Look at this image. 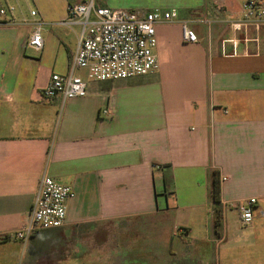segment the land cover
Listing matches in <instances>:
<instances>
[{
  "label": "crops",
  "instance_id": "0c3cea01",
  "mask_svg": "<svg viewBox=\"0 0 264 264\" xmlns=\"http://www.w3.org/2000/svg\"><path fill=\"white\" fill-rule=\"evenodd\" d=\"M83 1H24L17 17L37 13L39 53L27 47L33 24L0 26V247L14 261L23 251L25 264H216L220 251L224 264L231 251L233 264H264V28L258 44L233 34L227 22L238 20L236 0L136 10L178 15L156 26L155 74L89 83L84 98L45 100L81 34L79 25H63L66 7ZM182 21L191 22L196 44L182 41ZM105 108L112 116L99 118ZM43 175L74 192L65 224L26 244L6 241L27 222ZM248 199L256 200L253 223L243 228L230 206Z\"/></svg>",
  "mask_w": 264,
  "mask_h": 264
},
{
  "label": "built area",
  "instance_id": "2783aa9c",
  "mask_svg": "<svg viewBox=\"0 0 264 264\" xmlns=\"http://www.w3.org/2000/svg\"><path fill=\"white\" fill-rule=\"evenodd\" d=\"M238 20L228 21L227 26L233 34L242 32L243 42L258 44L259 32L264 28V0H236ZM17 0H0V26H31L33 30L28 38L27 47L39 53L44 46L41 36L42 27L33 20L35 11L28 18L17 17ZM224 2L217 4V10L223 12ZM67 20L63 25H79L81 34L76 51L66 74H53L43 90L45 100L61 98L62 102L84 98L89 83L129 80L155 74L159 63L155 54L157 46L156 26L178 22L176 10H154L144 15L136 11L97 7L96 0H84L81 4H69L66 7ZM191 22H180L182 41L188 44L198 42ZM253 32L255 37L249 38ZM235 46L238 40L233 39ZM84 72L85 76L78 75ZM109 108L99 112V118H109ZM225 179L222 178V181ZM71 187L62 185L43 175L39 180L27 222L20 229L5 237L7 241L26 244L31 237L43 230L61 228L65 224L67 203L73 199ZM255 199H248L230 207L237 211L241 227L247 228L253 223ZM183 234V231H180Z\"/></svg>",
  "mask_w": 264,
  "mask_h": 264
},
{
  "label": "rangeland",
  "instance_id": "374dc122",
  "mask_svg": "<svg viewBox=\"0 0 264 264\" xmlns=\"http://www.w3.org/2000/svg\"><path fill=\"white\" fill-rule=\"evenodd\" d=\"M25 0H17V5L20 8L19 11H26L27 7L24 3ZM101 3L102 5H106L111 9H120V10H140V9H166L169 7H173L174 2L173 0H96V2ZM31 3V2H30ZM16 5V8H17ZM235 213L237 214L236 210ZM11 250L8 246L0 247V264H25L26 263V256L23 251L20 250L17 260L14 261L11 259L9 252ZM228 258L227 264H233L234 254L233 252H228L225 254ZM218 256L220 257V264H224V255L222 251L215 254V263H218ZM100 264V263H98ZM124 264H128V261L125 260Z\"/></svg>",
  "mask_w": 264,
  "mask_h": 264
},
{
  "label": "trees",
  "instance_id": "16d2710c",
  "mask_svg": "<svg viewBox=\"0 0 264 264\" xmlns=\"http://www.w3.org/2000/svg\"><path fill=\"white\" fill-rule=\"evenodd\" d=\"M211 202L213 205L214 226L218 229L222 220L221 189L218 174L215 172L212 177Z\"/></svg>",
  "mask_w": 264,
  "mask_h": 264
}]
</instances>
